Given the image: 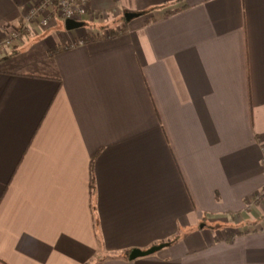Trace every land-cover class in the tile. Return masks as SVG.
Listing matches in <instances>:
<instances>
[{"label": "crops", "instance_id": "obj_1", "mask_svg": "<svg viewBox=\"0 0 264 264\" xmlns=\"http://www.w3.org/2000/svg\"><path fill=\"white\" fill-rule=\"evenodd\" d=\"M39 1L0 0V260L264 264V0Z\"/></svg>", "mask_w": 264, "mask_h": 264}, {"label": "built area", "instance_id": "obj_2", "mask_svg": "<svg viewBox=\"0 0 264 264\" xmlns=\"http://www.w3.org/2000/svg\"><path fill=\"white\" fill-rule=\"evenodd\" d=\"M89 0H41L33 4L23 16V23L28 24L32 20H37L40 25L47 26L52 18H72L82 20L87 15ZM20 28H15L2 40L3 43H13L20 36ZM82 39L73 43H82ZM264 162V156H263ZM264 196V191L255 195L259 198Z\"/></svg>", "mask_w": 264, "mask_h": 264}, {"label": "water", "instance_id": "obj_3", "mask_svg": "<svg viewBox=\"0 0 264 264\" xmlns=\"http://www.w3.org/2000/svg\"><path fill=\"white\" fill-rule=\"evenodd\" d=\"M138 15H139V13H136V12H125L123 16H124L125 20L129 21L131 18L136 17ZM64 24H65V27L68 30H71V29H75V28L81 27L84 24V22L81 21V20H75V19H72V18H66L65 21H64ZM200 226H202V225H200ZM161 245L162 244L154 245V246H151V247H149V248H147L145 250L134 248V249L131 250V252L129 253L128 257L130 259H134L136 257L148 255V254L153 253L156 250L160 249Z\"/></svg>", "mask_w": 264, "mask_h": 264}, {"label": "trees", "instance_id": "obj_4", "mask_svg": "<svg viewBox=\"0 0 264 264\" xmlns=\"http://www.w3.org/2000/svg\"><path fill=\"white\" fill-rule=\"evenodd\" d=\"M158 7H163V6H155V7H152V8H150L151 10L152 9H155V8H158ZM172 10H166L165 11V13H169V12H171ZM119 20H122V24L120 25V27H119V30L121 31V32H124L125 30H126V22H125V19H124V16H121L120 17V19H118V20H115V21H112V22H109V23H106V24H104V25H102L101 26V29H102V35H104V34H109L110 36H113V35H115V33H116V30H117V28H116V26H115V24L117 23V22H119ZM98 37H101V36H97V35H92V34H90V35H88L87 37H85V38H83V40L84 41H89V40H94V39H97ZM253 201L254 202H257V198L256 197H254L253 198ZM264 217V216H263ZM221 225V223H216L215 224V226H220ZM171 241V240H170ZM170 241H168V242H165V244H168V243H170ZM160 244H164V243H160ZM125 256L126 257H128V253H126L125 254ZM0 264H5L3 261H1L0 260Z\"/></svg>", "mask_w": 264, "mask_h": 264}, {"label": "rangeland", "instance_id": "obj_5", "mask_svg": "<svg viewBox=\"0 0 264 264\" xmlns=\"http://www.w3.org/2000/svg\"><path fill=\"white\" fill-rule=\"evenodd\" d=\"M144 16L143 15H141V16H137V17H134V19H133V22H136L137 20H139V19H141V18H143ZM219 223H221V222H219ZM199 225H203L202 223H200ZM220 226H225L223 223H221V225Z\"/></svg>", "mask_w": 264, "mask_h": 264}]
</instances>
